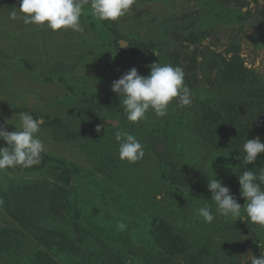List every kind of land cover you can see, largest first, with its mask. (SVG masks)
Returning <instances> with one entry per match:
<instances>
[{"label":"rangeland","instance_id":"374dc122","mask_svg":"<svg viewBox=\"0 0 264 264\" xmlns=\"http://www.w3.org/2000/svg\"><path fill=\"white\" fill-rule=\"evenodd\" d=\"M19 8L0 0V124L14 132L20 113L42 118L46 150L39 165L0 170V264H251L264 254V228L243 210L211 224L196 214L215 210L214 176L246 204L242 146L264 143V0H136L118 21L86 11L83 33L25 25L10 18ZM158 62L184 70L192 105L127 121L113 81ZM120 130L144 145L141 161L119 159ZM261 166L264 153L247 168Z\"/></svg>","mask_w":264,"mask_h":264},{"label":"clouds","instance_id":"9594fccd","mask_svg":"<svg viewBox=\"0 0 264 264\" xmlns=\"http://www.w3.org/2000/svg\"><path fill=\"white\" fill-rule=\"evenodd\" d=\"M20 8L13 11L10 18L21 19L25 25L46 27L57 32L71 30L77 33L84 32L81 17L90 11V14L99 21H118L127 15L136 0H18ZM19 13V16H18ZM126 42L121 41L120 46ZM185 72L179 66L161 64L150 65L148 76H141L136 68H132L122 77L113 81L111 90L122 99L126 119L129 122H143L148 118L149 112L157 118L168 114L170 104L175 100L178 107L191 106L193 95L185 84ZM12 120V119H11ZM11 120H7L6 124ZM104 121L114 122V128H119L117 119L107 118ZM14 125L16 131L9 132L5 124H0V141L6 142L7 147H0V170L21 167L31 168L41 163L42 154L46 150L44 141L40 138L43 119L34 118L27 112L19 114V124ZM97 132L101 129L98 127ZM115 140L119 142V159L128 163L141 161L145 156L144 145L138 138L124 130L114 133ZM243 165L245 170L236 175L240 185L241 198L246 200L242 208L230 189L221 181L208 179V189L212 201L215 203L213 211L209 203L196 209V214L205 223L211 224L216 216H241L246 213L248 220L264 228V166L249 170L247 165L257 161L258 155L264 153V143L259 137L246 139L243 143ZM258 170V171H257ZM4 201L0 198V206ZM127 224L117 222L116 229L124 231ZM251 264H264V254L259 258L251 256Z\"/></svg>","mask_w":264,"mask_h":264},{"label":"trees","instance_id":"16d2710c","mask_svg":"<svg viewBox=\"0 0 264 264\" xmlns=\"http://www.w3.org/2000/svg\"><path fill=\"white\" fill-rule=\"evenodd\" d=\"M47 159V158H46ZM51 160V159H50ZM54 162H56L54 159H52ZM18 168V167H16ZM20 168V167H19ZM68 173L66 172L65 169L61 170V173H60V180H63L65 182H68V177H67Z\"/></svg>","mask_w":264,"mask_h":264},{"label":"water","instance_id":"95a60500","mask_svg":"<svg viewBox=\"0 0 264 264\" xmlns=\"http://www.w3.org/2000/svg\"><path fill=\"white\" fill-rule=\"evenodd\" d=\"M123 47H124V45H123Z\"/></svg>","mask_w":264,"mask_h":264}]
</instances>
